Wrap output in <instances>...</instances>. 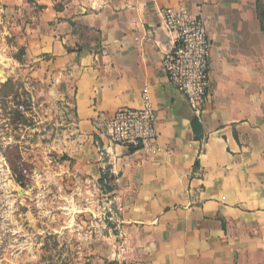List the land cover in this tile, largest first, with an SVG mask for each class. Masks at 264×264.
<instances>
[{"label":"crops","instance_id":"obj_1","mask_svg":"<svg viewBox=\"0 0 264 264\" xmlns=\"http://www.w3.org/2000/svg\"><path fill=\"white\" fill-rule=\"evenodd\" d=\"M166 8L213 42L202 117L162 66ZM34 22L28 53L66 82L71 158L113 178L131 264H264V0H69ZM144 91L156 149L112 146L106 122Z\"/></svg>","mask_w":264,"mask_h":264},{"label":"rangeland","instance_id":"obj_2","mask_svg":"<svg viewBox=\"0 0 264 264\" xmlns=\"http://www.w3.org/2000/svg\"><path fill=\"white\" fill-rule=\"evenodd\" d=\"M68 1L0 0V264L137 258L122 247L116 195L71 158L66 82L28 53L43 5Z\"/></svg>","mask_w":264,"mask_h":264},{"label":"built area","instance_id":"obj_3","mask_svg":"<svg viewBox=\"0 0 264 264\" xmlns=\"http://www.w3.org/2000/svg\"><path fill=\"white\" fill-rule=\"evenodd\" d=\"M161 28L169 38L162 66L169 82L188 99L199 116L211 90V59L213 42L201 16L166 8L161 11ZM140 109L121 108L105 124L112 146L138 148L153 152L159 138L156 110L144 91Z\"/></svg>","mask_w":264,"mask_h":264},{"label":"trees","instance_id":"obj_4","mask_svg":"<svg viewBox=\"0 0 264 264\" xmlns=\"http://www.w3.org/2000/svg\"><path fill=\"white\" fill-rule=\"evenodd\" d=\"M101 183L105 184L107 188L108 193H113L114 191V186H112L113 178L109 177L108 175H103V177L100 180Z\"/></svg>","mask_w":264,"mask_h":264}]
</instances>
